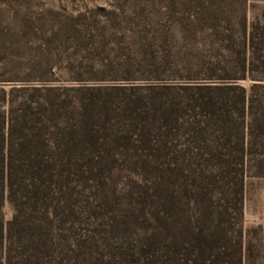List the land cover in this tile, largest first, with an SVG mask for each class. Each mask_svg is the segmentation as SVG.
I'll return each mask as SVG.
<instances>
[{
	"label": "rangeland",
	"instance_id": "rangeland-1",
	"mask_svg": "<svg viewBox=\"0 0 264 264\" xmlns=\"http://www.w3.org/2000/svg\"><path fill=\"white\" fill-rule=\"evenodd\" d=\"M12 121L72 133L73 194L60 244L0 264H186L198 229L204 264H264V0H0Z\"/></svg>",
	"mask_w": 264,
	"mask_h": 264
},
{
	"label": "trees",
	"instance_id": "trees-1",
	"mask_svg": "<svg viewBox=\"0 0 264 264\" xmlns=\"http://www.w3.org/2000/svg\"><path fill=\"white\" fill-rule=\"evenodd\" d=\"M196 105L204 111L216 112L210 99L198 98ZM22 127L18 124V129L13 128L12 121L0 131V200L6 194L16 207L5 225L0 222V243L16 247L19 261L28 258V250L44 248L47 251L51 244L61 243L63 234L54 237L50 229L63 226L71 214L69 205L73 193L69 180L74 171L71 166L73 138L69 130L53 132L48 145L40 139L39 132ZM17 131L16 137L13 133ZM23 205H27V212H23ZM36 208L40 210L37 222L32 219ZM187 236L186 264H204V252L209 251L204 234L198 229L187 231Z\"/></svg>",
	"mask_w": 264,
	"mask_h": 264
}]
</instances>
